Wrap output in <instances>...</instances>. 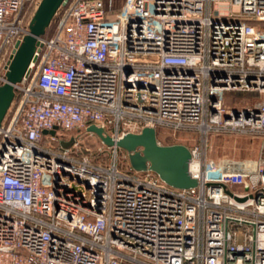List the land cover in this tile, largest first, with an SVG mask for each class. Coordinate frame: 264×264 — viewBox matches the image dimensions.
Instances as JSON below:
<instances>
[{"label":"built area","instance_id":"built-area-1","mask_svg":"<svg viewBox=\"0 0 264 264\" xmlns=\"http://www.w3.org/2000/svg\"><path fill=\"white\" fill-rule=\"evenodd\" d=\"M29 1L0 0V86L29 34ZM115 4L63 0L13 85L0 125V264H264V0ZM234 93L256 99L228 103ZM91 125L113 139L161 127L172 143L159 145L196 133V187L120 170L117 148L96 164L77 142L43 144ZM213 135L258 138L259 156L218 163Z\"/></svg>","mask_w":264,"mask_h":264},{"label":"water","instance_id":"water-1","mask_svg":"<svg viewBox=\"0 0 264 264\" xmlns=\"http://www.w3.org/2000/svg\"><path fill=\"white\" fill-rule=\"evenodd\" d=\"M63 0H41L29 24V34L15 44L9 62L6 82L0 86V125L14 97L13 85L20 82L37 46V38L45 33ZM56 128L43 131L44 135H55ZM86 132L95 135L106 147L123 150L129 167L136 172L151 171L174 189H189L197 185L188 172L190 152L182 144L159 145L156 131L143 128L139 133H128L119 139L105 134L103 129L91 125Z\"/></svg>","mask_w":264,"mask_h":264},{"label":"rangeland","instance_id":"rangeland-1","mask_svg":"<svg viewBox=\"0 0 264 264\" xmlns=\"http://www.w3.org/2000/svg\"><path fill=\"white\" fill-rule=\"evenodd\" d=\"M41 0H31L26 4V11L28 14L33 15L35 9L37 8ZM221 12L227 11L226 6H219ZM242 94L240 98L235 97V93L231 101L228 103L234 104L246 101H252L256 99L255 97H243L247 93ZM157 140L168 144L172 143L170 139V132H166L164 128H158L156 130ZM177 141H173L176 144H182L187 147L195 144L197 139V134L188 131H179L176 133ZM193 139V140H192ZM77 142L76 154L86 155L88 154L92 161L96 164L106 163L108 161L109 152L100 142V140L93 134L87 133L86 129L81 131L73 132H59L56 134L55 141H50L49 138H45L43 144L45 146L49 145L52 147H69L71 148ZM209 152L208 156L215 160L216 162L229 161L232 163L254 161L258 158L260 153V139L254 137L246 136H226V135H213L209 137ZM86 150H88L86 152ZM118 166L120 170H127L128 160L126 153L118 149Z\"/></svg>","mask_w":264,"mask_h":264},{"label":"trees","instance_id":"trees-1","mask_svg":"<svg viewBox=\"0 0 264 264\" xmlns=\"http://www.w3.org/2000/svg\"><path fill=\"white\" fill-rule=\"evenodd\" d=\"M121 2H122V0H116V4H115V6L118 8V7H120V4H121ZM242 96V94H239V93H235V97L236 98H240ZM248 97V98H252V97H255L256 96V94H254V93H247V94H245V95H243V97ZM157 132V131H156Z\"/></svg>","mask_w":264,"mask_h":264}]
</instances>
